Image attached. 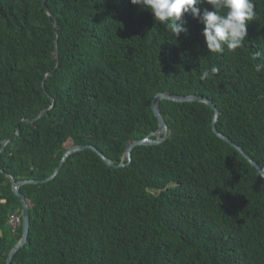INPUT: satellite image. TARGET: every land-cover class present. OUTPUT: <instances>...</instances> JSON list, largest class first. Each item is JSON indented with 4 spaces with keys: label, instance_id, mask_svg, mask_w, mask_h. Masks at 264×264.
<instances>
[{
    "label": "trees",
    "instance_id": "1",
    "mask_svg": "<svg viewBox=\"0 0 264 264\" xmlns=\"http://www.w3.org/2000/svg\"><path fill=\"white\" fill-rule=\"evenodd\" d=\"M46 1L52 14L43 0H0V264L23 232L10 223L22 202L6 172L47 178L80 143L127 162V147L159 127L160 91L212 99L218 129L264 170V0H253L243 47L223 53L189 14L176 37L131 0ZM160 107L167 139L136 146L129 164L80 150L51 180L21 186L30 231L12 264H264L259 169L215 133L207 103Z\"/></svg>",
    "mask_w": 264,
    "mask_h": 264
},
{
    "label": "clouds",
    "instance_id": "2",
    "mask_svg": "<svg viewBox=\"0 0 264 264\" xmlns=\"http://www.w3.org/2000/svg\"><path fill=\"white\" fill-rule=\"evenodd\" d=\"M131 3L150 10L155 21L165 23L169 32L176 37L182 32L188 33L183 20L185 14L198 19L204 25L203 36L207 49L212 53H223L225 46L230 51L243 47L248 37V22L255 17L253 0H131ZM204 3L210 5L212 10L201 12L199 5ZM258 56L259 53L253 58ZM255 70L258 73L264 71V64L257 63ZM216 71L215 67L211 69V73ZM209 76L210 72L204 71L200 78ZM259 176L264 177V170H260Z\"/></svg>",
    "mask_w": 264,
    "mask_h": 264
},
{
    "label": "water",
    "instance_id": "3",
    "mask_svg": "<svg viewBox=\"0 0 264 264\" xmlns=\"http://www.w3.org/2000/svg\"><path fill=\"white\" fill-rule=\"evenodd\" d=\"M44 1V7L47 13L52 14L51 10L49 8V5L47 4L46 0ZM58 24L55 23V43H56V52L57 54H59V50H58V43H59V33H58ZM59 60L58 63L55 67V69H53L52 71L48 72L46 75V78H48L49 76H51L52 74H54L56 68L59 67ZM162 99H170L173 101H177V102H188V101H201V102H205L208 105L211 106V108L214 110V118H213V130L215 131V133L221 137L222 139L228 141L229 143H231L233 146H235L246 158H248V160L256 167L260 170H263L259 164L253 159L251 158L243 149L242 147H240L236 142H234L229 136L225 135L224 133H222L218 127H217V122L219 120L220 117V112L219 109L217 107V105L213 102L212 99L201 95V94H188V95H178V94H171L165 91H160L156 94L153 102H152V107L154 110L155 115L157 116L158 120H159V127L156 131L151 132L150 134H148L146 137L133 141L126 149L125 151V156L127 157V162L124 163H120L117 164L115 163L113 160H111L109 157H107V155L101 151L96 145L92 144V143H87V144H75L73 146H71L64 154L60 165L56 168V170L54 171V173L44 179H24V180H17L12 174L6 172L7 176H9L11 183H12V188L13 191L18 195V197L20 198L21 202H22V225H23V232H22V236L20 238V240L12 247V249L10 250V253L7 257V264H12L13 262V258L15 256V254L27 243L28 237H29V231H30V208L28 205V202L24 196V193L21 191V186L26 184V183H38V182H46L48 180H51L52 178H54L61 170L65 160L67 159L68 156H70L71 154H73L76 151H80V150H85V149H92L94 151H96L109 165L111 166H121V165H127L131 162L132 157H133V150L136 146L139 145H154V144H159L163 141H165L168 137L169 134V125L164 117V114L161 111V107H160V100ZM55 106V99L53 98V103L49 108H45L43 109L39 116H37L34 119H29L30 121H35L37 120L40 116L48 113L53 107ZM20 133V127L17 129V132L10 135L3 143L2 149L5 147V145L16 135H18ZM0 171H3V169L0 168Z\"/></svg>",
    "mask_w": 264,
    "mask_h": 264
},
{
    "label": "built area",
    "instance_id": "4",
    "mask_svg": "<svg viewBox=\"0 0 264 264\" xmlns=\"http://www.w3.org/2000/svg\"><path fill=\"white\" fill-rule=\"evenodd\" d=\"M10 223H11V225H13L14 227H15V229H17L18 228V226H16V224H21V219H20V216L16 213V214H14V215H12L11 217H10ZM14 229V228H13ZM14 229V230H15Z\"/></svg>",
    "mask_w": 264,
    "mask_h": 264
},
{
    "label": "rangeland",
    "instance_id": "5",
    "mask_svg": "<svg viewBox=\"0 0 264 264\" xmlns=\"http://www.w3.org/2000/svg\"><path fill=\"white\" fill-rule=\"evenodd\" d=\"M16 226H18V227H19L20 225H19V224H16ZM12 227L15 229V227H14L13 225H12ZM15 230H16V229H15Z\"/></svg>",
    "mask_w": 264,
    "mask_h": 264
}]
</instances>
